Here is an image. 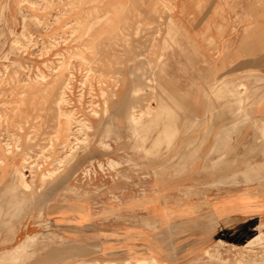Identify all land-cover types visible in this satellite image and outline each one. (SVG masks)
I'll use <instances>...</instances> for the list:
<instances>
[{
    "label": "rangeland",
    "instance_id": "1",
    "mask_svg": "<svg viewBox=\"0 0 264 264\" xmlns=\"http://www.w3.org/2000/svg\"><path fill=\"white\" fill-rule=\"evenodd\" d=\"M263 19L264 0H0V264H264V224L248 242L218 228L200 251L164 230L157 261L85 256L51 217L103 200L98 217L114 218L99 178L121 151L115 125L144 143L163 108L240 111L248 88L229 66L253 55Z\"/></svg>",
    "mask_w": 264,
    "mask_h": 264
},
{
    "label": "crops",
    "instance_id": "2",
    "mask_svg": "<svg viewBox=\"0 0 264 264\" xmlns=\"http://www.w3.org/2000/svg\"><path fill=\"white\" fill-rule=\"evenodd\" d=\"M255 29L264 31V24ZM260 46L264 35L259 36L257 49H247L253 55L229 66L240 69L241 83L248 88L247 95L241 94L240 111L211 108L210 114L207 110L199 114L195 108L166 107L162 122L146 124V133L152 132L144 143L126 142L125 128L115 125L121 151L114 159V172L103 171L99 178V196L119 199L114 218L98 217L103 200L98 208L91 200L92 205L73 206L64 214L54 209L51 217L58 235L85 246V256L90 246L98 247L102 259L164 260L168 257L164 230L174 241L191 234L195 243L191 249L198 251L212 242L218 228L224 237L248 242L251 229L264 224V51ZM168 94L183 100L181 92ZM207 117L209 123L200 125ZM235 227H243L240 234Z\"/></svg>",
    "mask_w": 264,
    "mask_h": 264
},
{
    "label": "bare ground",
    "instance_id": "3",
    "mask_svg": "<svg viewBox=\"0 0 264 264\" xmlns=\"http://www.w3.org/2000/svg\"><path fill=\"white\" fill-rule=\"evenodd\" d=\"M69 116V115H68ZM18 171V170H17ZM49 174V171L45 172V173H42L41 176H45V175H48ZM24 179V178H23ZM21 243V242H20Z\"/></svg>",
    "mask_w": 264,
    "mask_h": 264
}]
</instances>
